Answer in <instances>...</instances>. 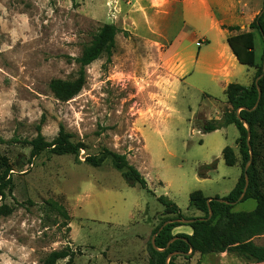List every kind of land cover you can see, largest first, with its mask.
<instances>
[{
    "label": "rangeland",
    "instance_id": "374dc122",
    "mask_svg": "<svg viewBox=\"0 0 264 264\" xmlns=\"http://www.w3.org/2000/svg\"><path fill=\"white\" fill-rule=\"evenodd\" d=\"M208 1L216 19L221 14L228 22L232 3L249 23L264 9V0ZM183 3L0 0V173L11 169L13 179L11 192L0 199L11 210L0 216V264H44L53 251L67 249L74 252L72 264H150L149 241L146 246L141 238L171 218L158 198L175 203L188 220L201 216L190 203L193 192L225 198L236 187L241 162L228 166L223 150H239L240 133L235 125L204 131L205 123L222 121L229 106L223 79L197 61L202 50L208 64L223 38L212 18L196 13V1L186 11ZM105 24L121 30L111 60L91 64L83 90L58 100L50 82L77 78L79 66L69 57H79ZM192 42L197 45L184 56L189 72L183 79V45ZM257 49L260 54V40ZM241 68L232 82L243 84L252 72L253 81L256 70ZM61 127L84 150L31 159L30 146L12 143L34 139L38 129L51 141ZM105 148L126 155L151 192L130 185L112 158L99 168L86 161ZM259 149L264 190V135ZM255 207L249 199L235 211ZM255 243L264 245V236ZM233 260L227 253L205 255L202 264H240Z\"/></svg>",
    "mask_w": 264,
    "mask_h": 264
},
{
    "label": "trees",
    "instance_id": "16d2710c",
    "mask_svg": "<svg viewBox=\"0 0 264 264\" xmlns=\"http://www.w3.org/2000/svg\"><path fill=\"white\" fill-rule=\"evenodd\" d=\"M182 1V0H181ZM228 32L240 31L239 26H222ZM251 31L238 35H231L227 43L233 54L241 65L256 70L253 83L246 87L232 83L226 90L227 105L229 108L224 111L223 119L220 122L205 123L203 129L206 132L217 131L224 126L235 125L240 133L237 140L239 146V158L232 147L223 150V157L228 166H235L241 162L242 173L233 191L225 198H207L202 191H195L190 196L191 205L203 213V216L188 219L189 223L182 222L184 216L178 206L166 198H158L164 206V216H171L169 220L162 221L152 233L149 241V256L151 264H188L179 263L177 260L183 258L189 261L197 252V247L192 239L186 235H168L169 231L179 226H191L193 228H208L213 225V236L218 243V250L222 253L228 252L240 257L259 256L264 258V245H258L254 240L245 242L237 241L233 229L235 215L233 209L238 203L252 199L257 203L256 215L252 218L253 227L259 230L264 225V190L260 179L259 161L261 152L259 142L264 135V13L258 15L250 25ZM256 31L261 38L262 55L257 62L256 57ZM121 30L112 24H105L93 33L92 39L85 44L79 57H69L79 66L77 78L72 81L54 79L50 82V90L54 96L61 101H69L75 98L87 83V68L97 60L106 57L111 60L117 44V36ZM262 76V77H261ZM261 77V78H260ZM258 82L256 83V80ZM259 92L261 97L259 100ZM259 100V103H258ZM249 126V130L247 126ZM13 144L24 143L31 147V159H36L44 152L55 156L77 155L84 150L82 142H75L74 135L61 127L58 135L51 141L45 139L41 130L38 129L37 136L32 140H21L14 138ZM252 151V154H251ZM112 158L117 169L122 171V176L130 185L139 184L142 188L151 192L148 182L141 172L132 166L126 155L103 149L99 156H88L86 161L94 168H99ZM247 172L246 165L249 163ZM11 169L0 173V199H5L7 192L13 188V179L10 175ZM248 187L244 198L240 200L247 184ZM213 216L210 218V213ZM11 214L8 206H0V216ZM167 221L169 224L165 225ZM238 226L244 223L243 217L236 218ZM165 225V226H164ZM164 228L161 230V228ZM155 236V244L152 238ZM171 242V244H169ZM169 244V246H168ZM74 252L70 250L53 251L48 255L44 264H57L58 261L69 258L67 264H72Z\"/></svg>",
    "mask_w": 264,
    "mask_h": 264
},
{
    "label": "crops",
    "instance_id": "0c3cea01",
    "mask_svg": "<svg viewBox=\"0 0 264 264\" xmlns=\"http://www.w3.org/2000/svg\"><path fill=\"white\" fill-rule=\"evenodd\" d=\"M183 1H184L183 8L185 11L188 8L187 7L188 4H190V6H192L193 3L196 1V4L198 5L197 9L195 10L196 13H201L202 11H204L207 17L212 18V27L223 38V41L220 42V44L217 45V47L215 48L214 53L212 55V58L206 59L208 64L206 63V61L204 59V55H202V53H201L202 50H200L198 52V57H197L198 60L197 61L200 62L201 67H203V65H205L207 67L208 73H210L214 78L220 77L223 79V81H221L220 84H221L222 88L224 89V92L226 95V90H227L228 86L232 83H237V82H232V80H238L237 78H240V75L242 74V68H241L242 65L238 62L237 58L233 54L231 48L229 47V45L227 43V39L231 35H238L241 33L251 31L250 25L252 22L249 23L248 18L239 15L240 14L239 13L240 6H238L234 3H232L227 8V9H229L232 7V10L234 9V11H235V14L233 13V20L228 22V21L223 20V18H222L223 16L220 13H218V14H220L218 17L219 19H216V16L213 13L214 10H213V8L210 5V2L208 0H183ZM236 18H237V21H236ZM246 24L248 26L247 29L245 27H243ZM222 26H239L240 31H235V33L234 32H228L227 30H223ZM254 34H255V42H256V57H257V62H258L261 59L262 51H260V54H259V51L257 49V44H258L259 40L261 42V38L256 31H254ZM185 41H186V38L183 37V44ZM194 44L197 45V42H192L189 45L188 44L183 45V79L187 78V74L189 72L187 70V67H186V61L188 60V58H185L184 56H185V54L187 55V51L190 50V48ZM210 45H211V43H209V46ZM251 69L254 70V68H251ZM252 74H253V72L245 75L244 80L246 83L244 82L243 84H240V83H237V84H240V85H243L246 87L250 86L253 83V81H251ZM226 102H227V97H226ZM228 126H230V125H228ZM228 126H224L223 128H226ZM223 128H221V129H223ZM233 149H234L237 157L239 158V150L237 148H233ZM235 166L239 167L238 164ZM256 206H257V203H256ZM233 213L235 215V221H234L233 229H234V233H235V237H236L237 241H239V242H245V241H249V240L255 241L256 239L264 236V225L261 224V226L259 227L260 229L256 230V228L253 227V224H252V218H254L256 215V207L252 211H235V208H234ZM203 215L204 214L201 213V216H203ZM238 215H241L243 217V220H244V223L241 226H238L237 222H236V218ZM160 224H161V222H160ZM160 224L157 223L156 227H158ZM156 227H154V229ZM154 229H153V231H154ZM153 231L145 239L140 237L145 245L147 244V241L151 240V236H152ZM168 233H169L168 235H171V236H176V235H180V234L186 235V236L190 237L192 239V241L195 243V245L197 247V252L194 254V256L189 261L184 260L183 263L187 262L188 264H202V258L205 255L222 254V252H220L218 250L217 240L213 236V225L211 227H208V228H199V229L193 228L191 226H179L177 228L170 230ZM142 250H144V248ZM224 253H227V255H229L231 258L235 257V259L238 262L235 260H233V261L240 263V264H264V258L259 257V256H247V257L238 256L237 257L234 254H231L228 252H224Z\"/></svg>",
    "mask_w": 264,
    "mask_h": 264
},
{
    "label": "water",
    "instance_id": "95a60500",
    "mask_svg": "<svg viewBox=\"0 0 264 264\" xmlns=\"http://www.w3.org/2000/svg\"><path fill=\"white\" fill-rule=\"evenodd\" d=\"M263 13H264V9L262 10V12H261L259 15H262ZM263 70H264V67H263ZM261 77H262V76H261ZM261 77H260V78H261ZM260 78H258V79L256 80V83L258 82V80H259ZM260 97H261V92H259V100H260ZM259 100H258V103H259ZM246 126H247V128H248V130H249V126H248V125H246ZM249 135H250V130H249ZM251 154H252V151H251ZM250 163H251V161L246 165V168H245V171H246V172H247V169H248ZM246 178H247V184H246V187H245V189H244V191H243V195L241 196V198H240L239 201H241V200L244 198L245 193H246V191H247V187H248V177H247V174H246ZM212 216H213V213L211 212V213H210V218H211ZM182 222H184V223H189V222H191V221L183 220ZM169 223H170V221L166 222L165 225H167V224H169ZM165 225H164V226H165ZM164 226L161 228V230L164 228ZM152 242H153V244H155V236L153 237ZM169 244H171V242H170ZM169 244H168V246H169Z\"/></svg>",
    "mask_w": 264,
    "mask_h": 264
}]
</instances>
